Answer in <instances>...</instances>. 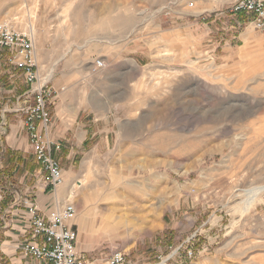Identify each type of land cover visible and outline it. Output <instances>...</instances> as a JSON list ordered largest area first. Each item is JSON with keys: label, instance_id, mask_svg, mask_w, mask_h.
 <instances>
[{"label": "rangeland", "instance_id": "374dc122", "mask_svg": "<svg viewBox=\"0 0 264 264\" xmlns=\"http://www.w3.org/2000/svg\"><path fill=\"white\" fill-rule=\"evenodd\" d=\"M234 1L1 2L63 106L94 120L56 154L89 264H153L188 243L181 264H264V33L226 12ZM3 251L0 264H36Z\"/></svg>", "mask_w": 264, "mask_h": 264}, {"label": "built area", "instance_id": "2783aa9c", "mask_svg": "<svg viewBox=\"0 0 264 264\" xmlns=\"http://www.w3.org/2000/svg\"><path fill=\"white\" fill-rule=\"evenodd\" d=\"M193 6L190 4L189 7ZM226 12L246 17L254 30L264 33V0H235ZM224 14L225 11H219L216 16ZM166 15L169 16L170 13ZM1 50L11 53L9 62L22 73L31 93L35 95V105L23 110L26 116L24 130L32 145L36 162L47 174L48 186L56 195L46 213L35 202L30 203L26 239L18 250L36 264H89L79 249L77 207L73 202L62 203L57 196L59 187L65 182L61 162L56 157L57 152L62 150V145L50 139V128L53 125L52 105L59 91L51 86L49 79L42 78L35 42L30 34L20 32L10 24H0ZM105 68L106 64L101 59L93 63L94 72ZM1 126L5 127L4 119L1 120ZM181 251H184L187 260L196 256L189 243L182 244L169 254L160 255L153 264H181V256H177ZM107 264H127V256L124 252L117 251L108 259Z\"/></svg>", "mask_w": 264, "mask_h": 264}, {"label": "crops", "instance_id": "0c3cea01", "mask_svg": "<svg viewBox=\"0 0 264 264\" xmlns=\"http://www.w3.org/2000/svg\"><path fill=\"white\" fill-rule=\"evenodd\" d=\"M1 2L3 0H0V4ZM10 54L6 50L0 51V181L11 178L15 183L9 187L0 182V244L1 250L16 260L14 257L20 251L18 247L26 239L30 203L35 202L39 209L46 213L55 194L48 186L47 174L36 162L32 145L24 130L26 116L23 110L35 105V95L31 93L22 73L9 62ZM40 72L43 79H49L42 73L41 64ZM49 80L51 84V79ZM53 88L57 90L55 85ZM65 102L66 99H61L59 95L56 97L52 105L53 125L50 128V139L61 143L63 149L86 141L94 122L87 121L88 113L86 114L87 111L79 100L74 98L73 105H69L68 110V107L63 106ZM2 119L5 121V127L1 126ZM13 163L16 166L15 171L21 172L23 169V175L18 176L14 170L13 173L7 174L6 170ZM76 229L79 232L77 224ZM79 249L86 258L81 244ZM16 261L22 264V259Z\"/></svg>", "mask_w": 264, "mask_h": 264}, {"label": "bare ground", "instance_id": "6f19581e", "mask_svg": "<svg viewBox=\"0 0 264 264\" xmlns=\"http://www.w3.org/2000/svg\"><path fill=\"white\" fill-rule=\"evenodd\" d=\"M85 185V183H81V182H78L77 184H76V188H80L81 186H84ZM75 187V186H74ZM73 189V188H72Z\"/></svg>", "mask_w": 264, "mask_h": 264}]
</instances>
